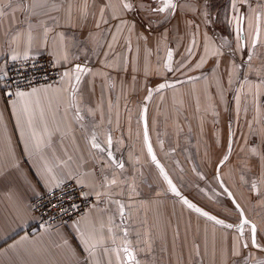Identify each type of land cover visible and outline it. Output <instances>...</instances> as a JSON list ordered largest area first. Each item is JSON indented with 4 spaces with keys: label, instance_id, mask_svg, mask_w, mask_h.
Wrapping results in <instances>:
<instances>
[{
    "label": "crops",
    "instance_id": "1",
    "mask_svg": "<svg viewBox=\"0 0 264 264\" xmlns=\"http://www.w3.org/2000/svg\"><path fill=\"white\" fill-rule=\"evenodd\" d=\"M263 1L240 10L247 11L248 44L239 48L242 54L249 45L254 53L262 43L264 48L261 33L252 45ZM125 2L134 6L132 11L123 8ZM172 2L174 11L160 13L150 9L162 7V0H0V264L262 262V252L243 248L237 231L208 219L167 191L141 144L138 107L147 94L152 66L156 72L186 74L176 84L188 88L184 94L193 100L188 109L190 130L207 138L211 129L202 115L210 113L208 98H222L221 74L236 65L227 50L239 57L237 32L232 30L238 24L235 18L233 25L224 18L221 29L215 30L204 15L209 12L207 0ZM219 34L232 46L224 45ZM169 50L173 71L165 67ZM26 53L27 58L50 55L62 67L61 79L20 89L30 95L14 94L7 100L1 93L5 66L13 56L24 59ZM260 55H254L255 62ZM76 65L87 69L79 81L73 71ZM65 72L70 76L64 77ZM70 84H76L75 91ZM168 122L173 128L166 130L178 135L177 117ZM93 135L105 148L111 137L113 159L123 163L122 169L111 163L107 151L91 148ZM52 176L82 181L95 202L64 227L29 232L35 220L29 203L47 190L45 181ZM105 178L117 182L106 184ZM115 201L124 206L123 215ZM74 221H79V231ZM125 247L134 260L128 261Z\"/></svg>",
    "mask_w": 264,
    "mask_h": 264
},
{
    "label": "rangeland",
    "instance_id": "2",
    "mask_svg": "<svg viewBox=\"0 0 264 264\" xmlns=\"http://www.w3.org/2000/svg\"><path fill=\"white\" fill-rule=\"evenodd\" d=\"M258 2L259 0H246L245 3L238 4L239 13L241 9H244L245 7L247 9L250 3H256L254 4V7L258 6ZM206 4L209 11L207 12V14L211 18L215 30L221 29L220 27H222L224 18H227V22L229 25H233L232 19L234 18L235 13L231 8V0H207ZM249 11L253 13L252 5L249 8ZM259 11V15L263 17L262 24L259 23L260 31L262 32V29L264 28V3H262V5L260 6ZM250 12H248V15H251ZM237 26L238 24L234 25L232 27V30L237 29ZM219 35L222 36L223 40H221L223 41L224 45L232 46L229 40L226 37H223L225 35ZM230 49L227 50V52L228 54H230L229 56L231 62L233 60L236 61V65L231 66V72H222L221 75L224 80L223 88H225L223 90L222 98L219 99V101H217L216 99L208 98V105H211L214 108V105H216L217 103H224L225 106L222 110V114L225 115L227 110L226 103L229 100L231 109H229L228 115L232 120V127L234 130V139L232 142L233 149L229 154V159L221 168L220 172L228 176L232 175L231 178L228 177V185L233 188L235 194L237 195V198L241 200L240 202L243 204V206L244 204L246 205L248 203V208H250L251 203L249 195H246L244 191L240 189V186L238 184V175L236 171L237 165L235 163L237 161V156L240 153L241 146L244 145V151L248 146H254L255 148L253 150H251L250 148V152H248L249 155L244 152L246 157L244 166L240 170L242 174L245 175V184L248 185L249 182H252V180L255 179L257 175H259L255 172L259 158L260 172L262 170L264 150V102L260 100V96L262 95V93H264V48L262 43L261 47L256 50L257 53H254L253 49L250 48L249 45L248 48H245L243 54L242 52H240V49L237 48L239 57H237L235 52ZM258 53H261V55L258 58V62H255L256 59L254 58V55H257ZM249 56H251V59L253 60L249 61ZM172 62L171 70L173 71ZM151 68L152 71L148 73L149 87L147 90V94L144 96L143 100L140 101L138 107V117L140 122L139 136L141 144L145 145L143 140L140 115L143 106L146 105L147 128L154 150L160 161L163 163L168 176L172 179V181H174L175 184L178 185V187L185 195V199L188 200L189 198L195 203L196 207L200 208L202 211L208 212L210 216H214L219 220H223L225 224L235 225L238 222V212L235 210V206L226 197L223 189H221V187L214 182V179L211 180L213 181L212 185L217 188L216 193L211 191L208 187L205 192L202 188L201 192L196 196L190 190V142L192 143V140H195V142H200V140L199 138H194L187 135L188 132H191L189 129L190 126L188 109L191 103H193V100H190L189 97L186 96L189 91L188 88H182L183 85L181 86L180 84H176V82L182 80V77H185L186 74H182L180 72L161 73L153 71V68H155V66H152ZM222 78L220 77V79ZM161 81H165L166 84L172 82V84L170 85V87L155 89V87L158 86L159 82ZM227 85L228 88H226ZM149 90H151L150 96ZM206 92L207 94H209L210 90L208 89L206 90ZM184 95L186 96L187 100L183 99L185 97ZM169 97L174 99L176 101L175 104L178 103L179 106H173V104H171V100L168 99ZM163 98H165V100ZM159 108L162 109L163 114L158 113ZM172 112H176L175 117H177L178 119V127L180 130V133H178V135H172L171 132L166 130L168 128H173L172 125L168 122L174 121L175 119V117H172ZM183 131L186 132V134H183ZM211 138L212 137H207L208 143L206 145V150L203 149V151H201H205L206 157L208 156L209 158L212 157L209 151L207 153V149L209 148L208 146L211 144ZM173 146L175 147V149H172ZM227 152V148L222 149V154L225 155V153ZM218 153L219 151L215 152L213 156V159L214 157H217L216 161L221 158V154L217 155ZM211 166L214 170L215 163H211ZM162 179L164 178L162 177ZM165 185L166 190H170L168 184L166 183ZM202 185L204 186L206 184L203 183ZM237 188H239L241 197L238 195L239 191ZM180 200L183 202L181 198ZM259 212H254L253 214H251V217L253 219H258L255 217L261 216L260 220L263 219L264 221V212ZM232 229L235 232L237 231L238 235L240 236L239 231L236 228ZM247 238L248 236H245V241H247ZM248 243V248L254 249L250 241H248ZM250 255L251 254L248 253L247 256ZM260 257H264V254L262 253V256Z\"/></svg>",
    "mask_w": 264,
    "mask_h": 264
},
{
    "label": "flooded vegetation",
    "instance_id": "3",
    "mask_svg": "<svg viewBox=\"0 0 264 264\" xmlns=\"http://www.w3.org/2000/svg\"><path fill=\"white\" fill-rule=\"evenodd\" d=\"M239 14L246 17V13H244V11L240 12ZM244 20L242 22H240L239 26L243 29L242 39H243L244 47H245L247 44V39H246ZM259 28H260V26H259ZM260 33L262 36H264V28L262 29V32L259 30V35H260ZM254 36L257 38L256 31L254 33ZM263 87H264V84H263ZM260 100L264 102V93H262V95L260 96ZM224 106H225L224 103H221V102L214 105V108L211 105H208V109L210 110V113H207V115L206 114L202 115L207 126H209L211 129L210 132L208 131V133L210 134V136H208V138H210V137H212V138H211V142H210L211 144L208 146L209 148L207 149V153L209 151V153L211 154L212 157H210V158L208 156L206 157L205 151L201 152V151H203V149L206 150V145L208 143L206 136L205 137L204 136L203 137H196L194 134V132L196 133V131L192 128L190 130L191 132L187 133L188 136H191L194 138L196 137V138H199V140H200V142H195V140H192V143L190 142V148H191V150H190L191 153L189 154V164H190V174H191V176H190L191 180L189 183L191 186L190 190L196 196L201 192L202 188L205 192V190L208 187L210 188L211 191L216 193L217 188L212 185L213 181L211 180V179H214L215 180L214 182L216 184H218L221 187V189H223L226 197L232 203L231 199L229 198L227 192L224 190L223 187L230 190V192L232 193L235 200L242 207L245 215L250 220H252L254 222V224L257 226V240H258V243H260L261 246L264 247V226L261 225V222L263 221V219L260 220L261 216L255 217L258 219H253L251 217V214H253L256 211L264 212V150H263L262 170L260 172V158H259L258 162H257L256 171H255L259 175H257L256 178L252 180V182H249L248 185L245 184V175L242 174L240 169H242L244 166V161H245V157H246L244 152L249 155L248 152H250V148H251V150H253L255 147L254 146H252V147L248 146L244 151V145L241 146L240 153L238 154L237 161L235 163L237 165L236 171H237V175H238V184L240 186V189H242L246 195L247 194L249 195L251 207L248 208L249 204L247 203L246 205L244 204V206H243V204L240 201H238V199L236 198L237 195L235 194L233 188H231L228 185V179H229L228 177L231 178L232 175L228 176V175H225L222 172H220L221 168L224 166V164L229 159V154L233 149L232 142L234 139V130L232 127L233 123H232L231 118L228 115L229 114L228 111H229V109H231L230 105H229V100L226 103L227 110H226L225 115L222 114V110H223ZM161 111H162V109L159 108V113H161ZM189 125H190V122H189ZM179 133H180V130H179ZM181 134H182V131H181ZM183 134H186V132L183 131ZM229 137H230V140H229ZM229 144L231 145L230 149H229ZM216 148H218V149H216ZM224 148L228 149V152L225 153V155H227L228 158L226 160H224V162L221 163V165L218 167L219 163L221 162V160L225 156L224 154H222V149H224ZM172 149H174V148H172ZM218 151H219V153L217 155L221 154V158L216 161L217 157H214V159H213V156H214V153L218 152ZM211 163H215L214 170L212 169ZM203 183L206 185L203 186L202 185ZM253 183H255V185H256L255 190H253V187H252ZM176 187L180 192L179 197L181 199L182 198L185 199V195L183 194V192L181 191V189L178 187L177 184H176ZM237 189L239 191V188H237ZM238 195L241 197L240 191H239ZM188 201L191 203H194L189 198H188ZM194 205H195V203H194ZM235 210H236V208H235ZM237 216H238V222H239V212H238ZM238 222L236 224H238ZM249 228H250V225L245 226V236L246 237L250 235ZM257 250H259L260 252H262L264 254V250H260V249H257ZM260 260L261 261L263 260V262H264V257L260 258Z\"/></svg>",
    "mask_w": 264,
    "mask_h": 264
},
{
    "label": "built area",
    "instance_id": "4",
    "mask_svg": "<svg viewBox=\"0 0 264 264\" xmlns=\"http://www.w3.org/2000/svg\"><path fill=\"white\" fill-rule=\"evenodd\" d=\"M62 76V67L48 54L42 53L27 59H19L7 62L5 72L2 78L1 93L5 99L14 97L17 90L51 84L58 82ZM61 189H67L73 197L71 201L64 198L63 207L69 209L68 214H61L59 208L51 207L57 200L53 199L52 193L48 190L33 198L30 203V209L35 215V220L28 227L29 232H35L43 227L51 230L66 226L72 220L81 216L90 208L95 199L90 195L84 185L78 184L73 178L63 180ZM57 197L60 196V190H54ZM85 193L81 196L80 193ZM75 203L77 209L72 212L70 205Z\"/></svg>",
    "mask_w": 264,
    "mask_h": 264
},
{
    "label": "snow or ice",
    "instance_id": "5",
    "mask_svg": "<svg viewBox=\"0 0 264 264\" xmlns=\"http://www.w3.org/2000/svg\"><path fill=\"white\" fill-rule=\"evenodd\" d=\"M245 2H246V0H231V8L233 9V11L235 13L234 18L238 22V26H237V29H236V32H237L236 39L238 41V43H237V48L238 49L244 47V42H243L242 35H241L243 29L239 25H240V22H242L245 19V16L239 14V10L237 8V5L238 4H243ZM162 4H163L162 7L152 8V9H150V11L164 13L166 9H171L173 11L175 10L176 5L172 2V0H162ZM133 7L134 6L131 3H127V2L123 3V8L125 10L132 11ZM140 7L144 8L145 5L141 4ZM100 11H101V14H103L104 8L102 7L100 9ZM204 15L207 17L208 14L205 13ZM104 22L106 23L107 21H104ZM259 22H260V15L258 13L257 16H256V33H257V37L259 35V30H260ZM148 23H149V27H150L151 26V21H149ZM120 24L121 25L127 24V21H121ZM119 27H120V25H117L118 29H119ZM256 43H257V38L254 37L252 39V45L255 46ZM188 52H189V54L191 53V48L188 49ZM217 54H219V53H217V52L213 53V55H217ZM16 58H17L16 56L12 57L13 60H15ZM171 58H172V51L169 50L168 51L169 63L165 64L166 68H170L171 67V64H170ZM25 59H27V53L25 54ZM250 60H251V56H249V61ZM201 62H203V57L201 58ZM197 67H200V64H197ZM73 71H74V74H75V79L77 81H79L80 80V73L87 71V69L86 68H82L80 65H76V67H75V69ZM63 75H64V77H69L70 73L69 72H65ZM165 86H166L165 84L158 85L159 88H164ZM70 87H71L72 91H75L76 84H70ZM36 91H37L36 89H32V93H35ZM15 95L17 97H19V98H24V97L30 95V93L17 90ZM150 95H151V90H149V96ZM73 99H74V97H73ZM146 99H147V97H146ZM89 142H90V145H91L92 149H95V150H97L100 153H104L105 151H107L108 159L117 168H121L122 169L124 167L122 162H117L115 159H113V152L111 150L112 149V139H111L110 136H108L106 141H105V144L107 146L106 148L103 147L101 145V143L97 142V139H96L95 135H93L91 137ZM144 143L147 146V151H148V154L151 156L152 162L156 164V167L159 169L161 176H163L164 180L168 183L170 190L172 192L176 193L177 196H179L180 193L177 192L175 186L172 184V181L168 178L167 174L165 173L164 168L160 165L159 161L156 160V157L153 154L152 147L148 143L147 130H145V133H144ZM230 147H231V145L229 144V149H230ZM227 158H228V156L225 155L224 158L221 160V163H223L224 160H226ZM47 171L51 172V169H47ZM116 182L117 181L115 179H112V180L109 181V180H107V178H105V183L106 184H116ZM45 183L48 185L47 190L52 193L53 199L57 200V203L56 204H52L51 207H53V208H57L58 207L61 214H68L69 209H66L65 207H63V201H64L65 197H67V199L69 201H71L73 199V197L69 194V191L66 188L65 189H61V185L64 184V181L62 179H58L56 176H52L51 179L45 181ZM77 183L80 184V183H82V181L78 180ZM252 187H253V190H255V188H256L255 183H253ZM54 190H60V196L59 197L56 196ZM225 191H227V190L225 189ZM80 195L84 196L85 193L81 192ZM99 195H100V193H97V196H99ZM228 196L231 197V193H228ZM182 200H183V203L187 204V206L189 208L194 209L197 212H200L201 215L208 217V219H210V220H215V222L217 224L224 225L227 228H236L239 231L243 248L247 249L248 246H249L248 241H250L251 245L254 248H258V249L264 250V247H262L261 244L258 243V240H257V226L255 224L251 223V221H249L248 219L245 218L243 210L240 209V205L235 203L234 200H233V204L235 205L236 210L239 212V223L235 224V225L234 224H225V222L223 220H219V219H217L214 216H210L208 212L202 211L200 208L196 207V205L190 203L187 199L182 198ZM115 203H117L119 205L120 214L123 215L124 206L122 204H120L119 201H115ZM77 207H78V205L75 204V203H72L70 205V209H71L72 212H74L77 209ZM73 224H74V226L77 227V230L79 231V221H74ZM246 225H250V228H249L250 235L248 236L247 241H245V226ZM109 232H111V228H109ZM21 239H26V237H22ZM123 251L126 253L128 261H132V260L135 259V257L133 256L132 252L127 247H125L123 249ZM234 254H238L236 252V250H235V245H234ZM118 259H119V256H118ZM257 264H264V262L258 261Z\"/></svg>",
    "mask_w": 264,
    "mask_h": 264
},
{
    "label": "water",
    "instance_id": "6",
    "mask_svg": "<svg viewBox=\"0 0 264 264\" xmlns=\"http://www.w3.org/2000/svg\"><path fill=\"white\" fill-rule=\"evenodd\" d=\"M241 35H242V33H241ZM140 117H141V127H142V134H143V140H144V133H145V130H147V134H148V143L151 145V147H152V151H153V154L155 155V157H156V160L157 161H159V163H160V165L164 168V171H165V173L167 174V171H166V169H165V167H164V165H163V163L160 161V159L158 158V156H157V154H156V152H155V150H154V147H153V145H152V142H151V139H150V136H149V133H148V128H147V118H146V106L144 105L143 106V108H142V112H141V115H140ZM146 146V145H145ZM146 150H147V146H146ZM148 152V151H147ZM149 155V154H148ZM149 158H150V160L152 161V159H151V156L149 155ZM153 163V162H152ZM154 164V166L156 167V164L155 163H153ZM221 165V162L219 163V165H218V167ZM157 168V167H156ZM158 169V168H157ZM158 171H159V169H158ZM159 173H160V171H159ZM167 176H168V174H167ZM163 177V176H162ZM168 178L172 181V179L168 176ZM167 183V182H166ZM168 184V183H167ZM172 184L175 186V188H176V190H177V192H179V190L177 189V187H176V184L174 183V181H172ZM169 186V185H168ZM224 188V190L226 189L227 191V194L228 193H231L230 192V190H228L227 188H225V187H223ZM170 189V188H169ZM172 192V191H171ZM174 193V192H173ZM180 193V192H179ZM175 195H176V193H174ZM177 196V195H176ZM180 196V195H179ZM178 196V197H179ZM180 198V197H179ZM230 199H231V201H232V203H233V200L235 201V203H237V204H239L236 200H235V198L233 197V195H232V193H231V197H229ZM234 205V204H233ZM240 205V204H239ZM235 206V205H234ZM240 209H242V207L240 206ZM243 210V209H242ZM243 213H244V211H243ZM244 216H245V218L246 219H248L249 221H251V223H253L254 224V222L252 221V220H250L246 215H245V213H244ZM239 223V222H238ZM258 249V248H257ZM261 250V249H260Z\"/></svg>",
    "mask_w": 264,
    "mask_h": 264
}]
</instances>
